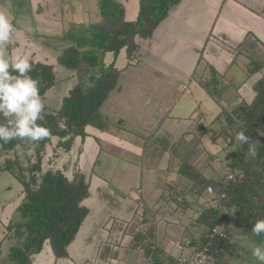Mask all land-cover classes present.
<instances>
[{"label":"crops","instance_id":"obj_1","mask_svg":"<svg viewBox=\"0 0 264 264\" xmlns=\"http://www.w3.org/2000/svg\"><path fill=\"white\" fill-rule=\"evenodd\" d=\"M97 1L0 0V10L10 14L15 27L5 55L11 58L20 54L29 61L53 64L58 52L40 46L28 34L58 36L64 33L67 23H87L92 20L91 14L97 18ZM116 1L124 5L127 20L136 18L138 0ZM138 42L137 59L129 60L124 49L117 56L105 55L104 63L114 62L122 72L117 88L106 100L111 102L110 110L106 102L102 106L101 112L107 116L104 126H86V136L77 137L69 152L56 151L58 161L66 157V163L60 162L58 168L72 173L77 161L89 187L83 201L88 213L68 245L69 257L55 260L50 245L45 243L33 256L32 264H148L147 244H152L163 263L168 257L176 259L189 252L192 248L186 240L202 233L203 226L195 221L196 212L193 215L189 212L191 206L183 207L185 198L178 193L182 186L192 184L179 172L182 163L174 166L171 148H152L155 143H167L166 120L189 122L182 135L199 141L207 138L213 149L198 141L200 152L192 149L188 162L202 171L197 162L203 150L219 156L222 148L217 142L220 135L216 136L217 116L222 108H230L242 99L250 102L254 83L264 78V0H180L152 35ZM150 68L157 75L150 90L143 82L141 92L132 89L130 84L141 81L145 69ZM232 68L238 71V78ZM212 71L225 79L218 86L222 93L216 97L200 84L201 80L216 78ZM195 74L200 76L199 81L193 78ZM181 75L183 80H192V85L181 86ZM57 76L66 78L62 81L66 92L76 83L74 72L60 71ZM82 81L84 87L90 85L87 74ZM127 90L131 102L125 101ZM169 92L177 94L172 106L166 100ZM156 96L161 97V103H156ZM132 103L138 107L136 116L130 115ZM4 122L0 118V124ZM194 124L200 125V130H192ZM56 142L55 138L54 147ZM218 166L216 172L220 171ZM172 193H178L180 207L176 210ZM22 197L21 184L11 173L1 170L0 238L4 235L3 222L10 220ZM148 198L152 199L149 205ZM158 231L164 232L160 238Z\"/></svg>","mask_w":264,"mask_h":264},{"label":"trees","instance_id":"obj_2","mask_svg":"<svg viewBox=\"0 0 264 264\" xmlns=\"http://www.w3.org/2000/svg\"><path fill=\"white\" fill-rule=\"evenodd\" d=\"M179 1L138 0L136 18L130 21L125 18V7L120 2L98 0L97 18L94 20L82 24L67 23L64 33L58 36L28 34L40 46L53 47L58 52L53 64L30 60L33 68L29 75L40 81L42 99L56 83L64 80L57 76L60 71L74 72L77 79L87 74L90 85L84 87L78 80L53 109L44 104V118L37 123L49 128L51 136L38 142L34 149L27 141H0V153H13L12 157L3 159L0 168L17 179L23 192L16 208L21 218L12 225L16 242L9 248L14 264H32L33 256L42 251L45 243L50 245L55 260L69 257L68 245L88 213L83 201L89 194V187L80 169H73L68 176L65 170L58 168L54 162L55 153L51 155L54 157L52 162L43 167L46 145L56 137L53 151L58 148L69 152L77 137L86 136V126H104L101 108L117 88L122 72L114 62L105 65V55L113 53L117 56L124 49L129 60L137 59L140 50L138 39L150 37L170 8ZM12 74L16 75L15 72ZM200 82L211 96L222 93L216 85V78ZM253 90L254 98L250 102L242 99L230 108L224 107L216 118L219 128L236 145L223 163L231 178L228 179L224 173L221 179L204 181V175L193 165L185 162L179 167V172L192 184L204 189L211 183L207 186L215 189L216 206L202 210L196 207L200 211L196 213L195 221L205 227L206 233L202 231L199 236H189L188 245L194 249L207 246L215 264H264L252 255L254 248L264 246V233L255 235L252 232L256 220L264 219V78L254 83ZM241 134L249 138L247 142L240 141ZM254 137L258 142L250 156L248 145L255 143ZM19 149L23 157L17 153ZM171 198L176 210L180 207L178 194L172 193ZM191 204L187 199L182 203L186 209ZM224 210L231 213L229 218ZM214 226H218L219 231L210 236ZM232 234L240 235V239L233 236L231 239ZM147 245L150 250L148 260L151 258L152 264H175L173 257L162 263L152 244ZM261 254L264 255V251Z\"/></svg>","mask_w":264,"mask_h":264},{"label":"rangeland","instance_id":"obj_3","mask_svg":"<svg viewBox=\"0 0 264 264\" xmlns=\"http://www.w3.org/2000/svg\"><path fill=\"white\" fill-rule=\"evenodd\" d=\"M90 17L92 18V20L94 18H96L95 13L91 14ZM74 22L76 23L77 21H74ZM78 24H82V23L80 22ZM76 26H78V25H76ZM80 31H81V29H80ZM261 53H263V52H261ZM160 64H161L160 62L155 64V67H158L157 65H160ZM105 65H107V64H105ZM239 65H241V63ZM201 66H203V65H201ZM201 66L199 67V70H198V74L199 75L201 73ZM235 69L236 68H232V73L234 75H236L237 78H238V71L236 73ZM246 73H249V72L246 71ZM143 74H144V76H143L141 81L136 80V81L133 82V84H130L132 89H134V90L135 89H137V90L139 89V91L141 92L142 85H144L143 83H146V86H148V88L147 87L146 88L150 90L152 80L154 79L153 77L157 76V75H153V70L151 68L150 69H145ZM198 74H195L193 76V78H195L196 80L199 81L200 76L198 77ZM239 75H240V73H239ZM215 76H216V85L222 86L224 84V82H225V79L222 76H220L217 71H216ZM82 78H78L77 79L76 77H74V80H75V82H77L79 80L83 84ZM65 79L66 78H64V80ZM64 80H62V81H64ZM178 80L181 81V84H180L181 86H186L187 87V86H191L192 85V83H191L192 80H187V77H185V80H183V75H181V78L178 79ZM62 81L60 80L58 83H56V85L58 84V86L55 85L56 88H54V86H53L52 89L48 93H46L44 95V97H43L44 99H42L43 103L45 105H47V107H49L50 109L54 108V103L56 104L57 100L60 98L61 95H63V97H64L66 95V93H67L66 92L67 87H66V85H64V83ZM129 81H131V80L128 79L127 82H129ZM123 82H124V80H123ZM59 92H61V93H59ZM54 94H56V95L54 96ZM174 95H177V94L175 92H172V93L169 92V95L166 96V100H169L170 106H172L173 101L175 99ZM63 97L60 98V99H63ZM156 99H157L156 103H157V101L160 102V103L162 102L160 96H158V97L156 96ZM131 100H132L131 99V92L128 91V94L125 95V101L126 102H131ZM58 104H56V105H58ZM106 104L108 106V109L110 110L111 102L110 101L109 102L106 101ZM137 104H140V103H137ZM131 105H132V108H131L130 115L134 114V116H136L138 114V112H136L138 109L136 110V108H138V107L135 105V103H132ZM101 117L105 118L107 116L103 115L102 112H101ZM169 119H171V118H169ZM99 124H100V122H99ZM164 126L168 130V133L165 132V134H166L165 137H166V139H168L167 143H165V144H157V143H155L154 147L152 149H154V148L162 149V147H164V146H166L167 148H171L170 149L172 151L171 152V159H172V163L175 164L174 166H178L180 162L182 164H184L185 162L189 163L188 160H187L188 156H190L189 152L192 149H195L197 154H198V152H200L198 150V147H197V143L199 141V138H197V139L192 138V137L185 138V136L182 135L184 133V130L189 128V122L181 123V122H176V121L170 122V120H166L164 122ZM202 127H203V129H205V127H206L205 123L202 124ZM192 130H196V131L200 130V125L194 124L193 127H192ZM216 136L217 137L219 136L217 142L220 143L219 145L222 148V150L220 152H218L219 156L216 155V154H210L209 152L207 154V152L205 150H203L202 154H201V157H200L199 161L197 162V164L200 166V168H202V171H200L199 169H196V170L199 171L200 173H202V175H204L203 176L204 177L203 178L204 181H207L210 178H212V180L216 181L218 179H221V177L223 176L224 173H225V176L227 175V172L229 170L225 169V167L223 166V163L228 160L229 152L233 151L235 149V147H236L235 143L232 144L233 141L231 140V138L227 134H225L220 128H219V132L216 133ZM216 136L214 138H216ZM158 137H159V135H158ZM160 137H164V136L161 135ZM55 138L56 137H53L51 144H47L46 145V151L43 153V157H42L43 167H47L52 162L54 157H52L51 155L53 153L56 154L57 153L56 151L59 150L58 148H56L55 151H53V149H54V139ZM256 139H258V138L254 137L255 143L248 145V151H249V155L250 156L252 154H254V151H255L254 146H255L256 142H258V140H256ZM164 141H165V139H164ZM199 142L202 145H204V147H206L208 149L209 148L213 149L211 147V145H212V141L211 140H209L207 138H204V140L199 141ZM2 153H3L2 159H4L5 157H9V156L12 157L13 156L12 152H10L9 154H6V155H5L4 152H1V154ZM17 153L20 154L23 157V154H22L20 149L17 151ZM28 153L31 154V151H29ZM48 157L49 158L52 157L51 160H47ZM57 157L58 156H56L55 160H54V162L57 163V166H60V164H59L60 162L66 163V157H60L59 161L56 159ZM218 162H219V166H218ZM189 164H191V163H189ZM217 166L220 169L219 172H216V167ZM61 167L65 168L64 165H62ZM75 168L80 169L78 167V162L77 161L75 162L73 169H75ZM0 171H1V168H0ZM64 173L66 175H68V176H71V171L69 172V171L65 170ZM225 176H224V178H225ZM85 181L87 182L86 178H85ZM207 185H212V184L209 183ZM207 185L203 189L198 184L197 185L190 184L188 186H182V188L180 190H178V191H180L178 193H180L181 196H184L183 198L187 199L188 201H190V203H192L191 204V209L189 211V212H191V214L195 215V212L197 213L198 211L202 210V208H208L210 206H216V198H215V194H214L215 189H214V187H212L214 192H213V194H209L206 191V188L208 187ZM200 189H202V190L200 191ZM153 195H154V192H153ZM151 200H152L151 198H148V200H146L148 202V205H149V202ZM196 207L200 208V210L197 209ZM223 212L226 213V216H228V218L231 216V213L228 212L227 210H224ZM20 218H21L20 214H19V212L16 209L15 212L13 213L12 217L10 218V220L9 221L6 220L5 222H3V228H4L3 233H4V235L1 237L2 239L0 238V259H1V264H14L13 260L10 259V256H9L10 254H9V249L8 248H10V246L15 244V242H16L15 241L16 240L15 237L12 235L13 231H14V226H12V225H14L17 221H19ZM8 226H11V228L9 229ZM202 231L204 233H206L205 232L206 231L205 227H203ZM162 234H164V232L158 231L157 235L160 238L162 236ZM232 236L236 237V236H234L232 234L231 237H230L231 239H232ZM233 239H235V238H233ZM236 239L237 240L240 239V235L237 236ZM157 254H158V251H157Z\"/></svg>","mask_w":264,"mask_h":264},{"label":"clouds","instance_id":"obj_4","mask_svg":"<svg viewBox=\"0 0 264 264\" xmlns=\"http://www.w3.org/2000/svg\"><path fill=\"white\" fill-rule=\"evenodd\" d=\"M15 27L10 14L0 10V141H27L34 149L38 142L51 136L49 128L37 121L43 120L44 103L40 95V81L32 78V64L24 55H5L11 43ZM11 69V71H10ZM15 72L16 75H13ZM240 141L248 137L241 134ZM255 235L264 233V219H257L252 225ZM264 246L253 249L252 255L264 261Z\"/></svg>","mask_w":264,"mask_h":264},{"label":"built area","instance_id":"obj_5","mask_svg":"<svg viewBox=\"0 0 264 264\" xmlns=\"http://www.w3.org/2000/svg\"><path fill=\"white\" fill-rule=\"evenodd\" d=\"M227 178H231V174L227 175ZM206 191L209 194H213V189L211 186L206 188ZM219 231L218 226H214L211 232L209 233L210 236L216 235ZM186 244L189 245V240H186ZM207 246H203L201 249H194L192 248L189 252L179 255L176 258L175 264H215V258L212 254L207 251ZM153 260L150 258L148 260V264H152Z\"/></svg>","mask_w":264,"mask_h":264}]
</instances>
